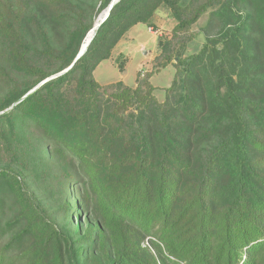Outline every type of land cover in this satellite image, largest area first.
<instances>
[{
	"label": "trees",
	"instance_id": "1",
	"mask_svg": "<svg viewBox=\"0 0 264 264\" xmlns=\"http://www.w3.org/2000/svg\"><path fill=\"white\" fill-rule=\"evenodd\" d=\"M112 1L0 0V264H264V0H119L78 58ZM161 9L165 101L100 85Z\"/></svg>",
	"mask_w": 264,
	"mask_h": 264
},
{
	"label": "rangeland",
	"instance_id": "2",
	"mask_svg": "<svg viewBox=\"0 0 264 264\" xmlns=\"http://www.w3.org/2000/svg\"><path fill=\"white\" fill-rule=\"evenodd\" d=\"M105 11L100 13L97 20ZM207 21L208 15H205L192 28L191 32L195 39L189 44L186 55L195 54L202 48L205 42L202 28L206 26ZM150 24L148 26L141 23L134 26L116 46L111 58L103 61L95 70L94 77L102 86L123 82L126 86L135 88L139 75L141 79H147L153 72L154 75L150 79V83L155 88L154 94L158 101L164 102L166 91L175 78L176 69L173 65H169L157 73L153 69L154 59L159 54L158 40L172 36L176 21L168 10L161 9Z\"/></svg>",
	"mask_w": 264,
	"mask_h": 264
},
{
	"label": "water",
	"instance_id": "3",
	"mask_svg": "<svg viewBox=\"0 0 264 264\" xmlns=\"http://www.w3.org/2000/svg\"><path fill=\"white\" fill-rule=\"evenodd\" d=\"M119 2V0H113L112 1V3H111V5L106 9V11L104 12V14L102 15V16H100L99 17V19L97 20V22L95 23V26H94V28L90 31V32H92V31H96L100 26H101V24L108 18V16H109V14H110V11L112 10V8H113V6L116 4V3H118ZM89 32V33H90ZM88 36V35H87ZM94 36H95V34H94ZM87 38V37H86ZM94 38V37H93ZM93 38L89 41V43L87 44V45H82V48H81V51H80V53H79V56H78V58H80L84 53H85V51L87 50V48H88V46L90 45V43L92 42V40H93Z\"/></svg>",
	"mask_w": 264,
	"mask_h": 264
},
{
	"label": "bare ground",
	"instance_id": "4",
	"mask_svg": "<svg viewBox=\"0 0 264 264\" xmlns=\"http://www.w3.org/2000/svg\"><path fill=\"white\" fill-rule=\"evenodd\" d=\"M99 22V21H98ZM97 22V23H98ZM94 34H95V31H92V32H90L89 34H88V36H87V38H86V40H85V43H84V45H87L88 43H89V41L94 37Z\"/></svg>",
	"mask_w": 264,
	"mask_h": 264
}]
</instances>
